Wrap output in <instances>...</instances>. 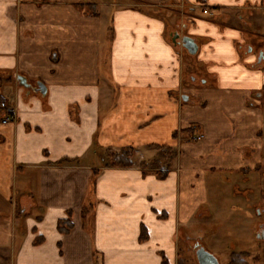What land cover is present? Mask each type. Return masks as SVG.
<instances>
[{
	"label": "crops",
	"instance_id": "1",
	"mask_svg": "<svg viewBox=\"0 0 264 264\" xmlns=\"http://www.w3.org/2000/svg\"><path fill=\"white\" fill-rule=\"evenodd\" d=\"M261 52L264 0H0V101L16 118L0 124V264H176L207 180L264 193ZM155 146L177 152L163 178ZM123 148L133 166L105 167Z\"/></svg>",
	"mask_w": 264,
	"mask_h": 264
},
{
	"label": "rangeland",
	"instance_id": "2",
	"mask_svg": "<svg viewBox=\"0 0 264 264\" xmlns=\"http://www.w3.org/2000/svg\"><path fill=\"white\" fill-rule=\"evenodd\" d=\"M183 10L177 17L179 27L181 23H194V19L191 16L186 17V12H183ZM183 13L185 15H183ZM225 13L226 12L222 14ZM204 15L214 20V17H212L210 13ZM252 45L257 46L258 44L255 40H252ZM183 57V64L185 66L188 64L191 65V60L194 57L192 58L189 54H183ZM196 58L197 66H192V68L195 69L197 75L207 73L206 68L198 61L200 59L204 61L206 55H198ZM204 82L205 80L202 79L200 83L197 84V88H201ZM7 89L10 88L7 87ZM197 136H200V133L197 132ZM262 174V172L259 173V175L262 176L260 180H264ZM223 175L225 177H223ZM223 175H218L216 179L211 181V184H209V180L206 179L209 202L204 204L201 209L207 212V214L204 215V220L199 226H197L196 217L189 223V227L185 228L187 234H189L191 238L185 239L182 237V239L179 240L176 264H197L194 251V244L196 242L207 252L212 254L219 264H230L232 256L242 253V251H244V253H242L244 254L242 257L243 264H264V245L254 240V232L257 229V223L264 221V193L259 192V194L254 193L250 195V193L242 192L235 195L238 197V200H234L231 189L230 187L228 188V184H226L229 179L225 174ZM258 182L259 181L254 177H249L250 186H254L255 183V185H259L260 182ZM234 193H236V191H234ZM253 195L257 198H252ZM254 208L260 209L262 218L260 216V219H258V217L255 216ZM245 216L248 217L247 226L245 225ZM22 220L23 217H18L13 220L11 226L13 233L15 232L18 234L16 228L22 223ZM93 262L94 264H98V258H94Z\"/></svg>",
	"mask_w": 264,
	"mask_h": 264
},
{
	"label": "trees",
	"instance_id": "3",
	"mask_svg": "<svg viewBox=\"0 0 264 264\" xmlns=\"http://www.w3.org/2000/svg\"><path fill=\"white\" fill-rule=\"evenodd\" d=\"M156 150V157L153 162L149 165L151 169L159 170L157 176L163 178L166 175V171L169 169L173 162L177 152L170 147H152ZM134 149L123 148L118 152L106 151L105 154V167L112 168H130L133 166L132 158L134 155ZM61 164V163H59ZM143 167L146 165L143 164ZM71 229V223L69 219L61 220L58 223V230L62 233H67ZM244 254L239 253L232 256L230 264H243L242 257Z\"/></svg>",
	"mask_w": 264,
	"mask_h": 264
},
{
	"label": "water",
	"instance_id": "4",
	"mask_svg": "<svg viewBox=\"0 0 264 264\" xmlns=\"http://www.w3.org/2000/svg\"><path fill=\"white\" fill-rule=\"evenodd\" d=\"M182 43H183V48L187 51V53H189L190 55H194L196 53L197 46L192 39L185 37L182 39ZM263 56H264L263 53L259 54L258 62H260L263 59ZM16 81L18 85L21 87L27 88L29 86L24 77L18 76L16 78ZM36 90H38L42 95H45L46 93V89L41 83L37 84ZM182 100L187 101V97L183 96ZM194 251H195V257L197 259V264H219L217 259L212 254L207 252L203 247L195 246Z\"/></svg>",
	"mask_w": 264,
	"mask_h": 264
},
{
	"label": "built area",
	"instance_id": "5",
	"mask_svg": "<svg viewBox=\"0 0 264 264\" xmlns=\"http://www.w3.org/2000/svg\"><path fill=\"white\" fill-rule=\"evenodd\" d=\"M14 108L5 101H0V124H10L15 121ZM194 141H199L201 136L192 138Z\"/></svg>",
	"mask_w": 264,
	"mask_h": 264
},
{
	"label": "flooded vegetation",
	"instance_id": "6",
	"mask_svg": "<svg viewBox=\"0 0 264 264\" xmlns=\"http://www.w3.org/2000/svg\"><path fill=\"white\" fill-rule=\"evenodd\" d=\"M183 38H185V37L183 35H181L178 31H175L174 33L171 34V40H172L173 44L175 46H177L178 48H181V49L185 50L183 48V43H182V39ZM261 53L264 54V52H261ZM263 58H264V56H263ZM257 214H259L258 211H257ZM256 238L259 239L260 241H264V222H262V223H260L258 225V231H257V234H256ZM195 246L196 247L197 246L202 247L197 242L194 244V247ZM196 262H197V259H196Z\"/></svg>",
	"mask_w": 264,
	"mask_h": 264
}]
</instances>
